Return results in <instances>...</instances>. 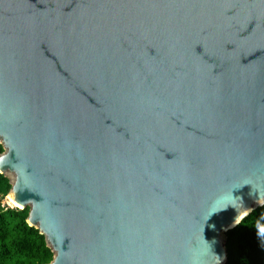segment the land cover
Here are the masks:
<instances>
[{"label":"water","instance_id":"1","mask_svg":"<svg viewBox=\"0 0 264 264\" xmlns=\"http://www.w3.org/2000/svg\"><path fill=\"white\" fill-rule=\"evenodd\" d=\"M0 144L50 264H227L264 207V0H0Z\"/></svg>","mask_w":264,"mask_h":264},{"label":"trees","instance_id":"2","mask_svg":"<svg viewBox=\"0 0 264 264\" xmlns=\"http://www.w3.org/2000/svg\"><path fill=\"white\" fill-rule=\"evenodd\" d=\"M4 152L0 144V154ZM12 189L10 179L0 173V264H50L54 254L45 237L28 222L29 208L3 204ZM264 207L255 210L226 233L227 264H264Z\"/></svg>","mask_w":264,"mask_h":264},{"label":"rangeland","instance_id":"3","mask_svg":"<svg viewBox=\"0 0 264 264\" xmlns=\"http://www.w3.org/2000/svg\"><path fill=\"white\" fill-rule=\"evenodd\" d=\"M2 201H3V204H4L5 206H7L8 208H18V207H14V206L11 204V202H10L9 199H8V197L5 198V199H3ZM18 209H19V208H18Z\"/></svg>","mask_w":264,"mask_h":264},{"label":"snow or ice","instance_id":"4","mask_svg":"<svg viewBox=\"0 0 264 264\" xmlns=\"http://www.w3.org/2000/svg\"><path fill=\"white\" fill-rule=\"evenodd\" d=\"M8 199H9V201H10L11 203H14V204L17 203V201H16L15 199H13V197H11V196H9ZM17 206L19 207V206H21V205H20V204H17ZM261 232H264V228H261Z\"/></svg>","mask_w":264,"mask_h":264},{"label":"bare ground","instance_id":"5","mask_svg":"<svg viewBox=\"0 0 264 264\" xmlns=\"http://www.w3.org/2000/svg\"><path fill=\"white\" fill-rule=\"evenodd\" d=\"M14 207H17L14 203H11Z\"/></svg>","mask_w":264,"mask_h":264}]
</instances>
